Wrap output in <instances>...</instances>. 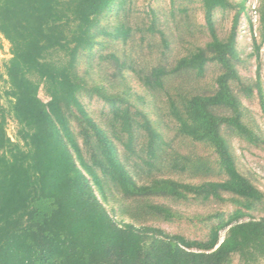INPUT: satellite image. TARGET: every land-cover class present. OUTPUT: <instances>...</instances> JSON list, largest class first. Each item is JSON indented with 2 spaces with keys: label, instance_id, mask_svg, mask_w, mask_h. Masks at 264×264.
I'll return each mask as SVG.
<instances>
[{
  "label": "trees",
  "instance_id": "obj_1",
  "mask_svg": "<svg viewBox=\"0 0 264 264\" xmlns=\"http://www.w3.org/2000/svg\"><path fill=\"white\" fill-rule=\"evenodd\" d=\"M115 1L0 0V33L10 44V56L0 62V79L6 84L0 93V264H260L264 217L241 220L245 212L237 209L228 221L213 225L207 239L193 240L155 226L119 223L104 203L110 183L134 200L187 194L208 198L222 192L250 203L263 199V192L239 171L230 144L221 134L225 124L253 138L231 84L238 77L232 57L244 2L234 16L229 37L221 39L215 33L214 11L237 4L201 0L212 40L181 57L174 67L155 66L147 73L142 70L139 77L157 89L172 73L203 72L209 61L224 67L214 93L192 95L184 110L171 100L179 131L211 142L226 175L223 180L187 183L168 177L136 180L114 137L126 134V147L135 151L137 131L144 129L147 161L153 166L164 148L162 132L145 114L139 119L125 104V95L105 84H89L79 73L80 57L96 46L99 35H130L131 27L123 22L113 30L100 25L103 13ZM259 11L264 28V0ZM256 47L259 50L260 45ZM41 87L48 100L40 96ZM83 92L97 94L111 104L110 128L89 112L81 99ZM217 106L230 108L232 114H217ZM10 119L17 123L15 138L8 133ZM125 211L132 217L175 215L167 206L153 203ZM228 225L220 241V230Z\"/></svg>",
  "mask_w": 264,
  "mask_h": 264
},
{
  "label": "rangeland",
  "instance_id": "obj_2",
  "mask_svg": "<svg viewBox=\"0 0 264 264\" xmlns=\"http://www.w3.org/2000/svg\"><path fill=\"white\" fill-rule=\"evenodd\" d=\"M232 1L237 4L236 7L214 11V28L219 38L227 39L234 16L240 9V3L244 2L237 28L236 51L232 57L238 77L231 84L243 104L242 119L253 132V138L225 124L221 127V134L230 144L239 171L264 194V28L259 11L262 0ZM122 22L132 29L127 38L101 34L96 46L86 51L78 62L79 73L89 84H105L109 90L125 95V104L130 105L131 111L134 114L137 112L142 120L145 114L163 134L164 148L153 166L147 161L148 135L144 129L137 131L135 151L126 147V134L121 139L114 137L122 160L139 182H150L155 177L187 183L225 179L215 146L209 141L194 140L182 134L171 103V100L174 101L184 110L186 99L192 95L214 93L217 78L224 71L222 64L209 61L203 72L186 69L172 73L166 78L164 86L157 89L145 85L139 78L142 70L147 73L159 65L174 67L181 57L205 47L212 40L213 33L207 24L202 1L116 0L103 13L100 25L113 30ZM256 45H260L259 50ZM9 56L10 44L0 33V62ZM5 88L4 79H0V93ZM40 96L44 100L49 99L43 87ZM81 99L96 120L111 127L107 124L112 118L111 104L90 92H83ZM214 111L219 115L232 114L230 108L223 106L215 107ZM75 126L85 147L78 125ZM16 131L17 123L10 119L8 133L15 138ZM108 188L109 199L104 203L117 222L155 226L193 240L207 239L213 225L228 221L237 209L245 212L241 220L264 217V197L261 201L250 203L244 197L222 192L220 196L208 198L187 194L178 198L160 196L134 200L124 197L112 183ZM150 203L163 204L175 215L168 218L156 213L132 217L129 211H125ZM229 227L220 230V241L225 238ZM235 262H239L238 258ZM260 264H264V259Z\"/></svg>",
  "mask_w": 264,
  "mask_h": 264
}]
</instances>
